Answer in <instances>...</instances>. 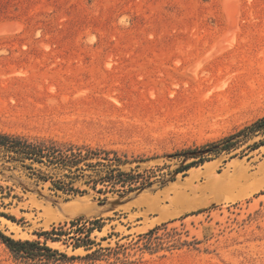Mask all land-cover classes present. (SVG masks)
<instances>
[{"label": "rangeland", "instance_id": "374dc122", "mask_svg": "<svg viewBox=\"0 0 264 264\" xmlns=\"http://www.w3.org/2000/svg\"><path fill=\"white\" fill-rule=\"evenodd\" d=\"M263 115L264 0H0V132L115 151L149 176L99 192L0 153V213L13 217L0 231L72 257L24 259L0 240V264H85L94 249L95 264H264V144L176 171L184 151ZM96 218L92 247L74 248ZM52 227L70 234L45 239Z\"/></svg>", "mask_w": 264, "mask_h": 264}, {"label": "trees", "instance_id": "16d2710c", "mask_svg": "<svg viewBox=\"0 0 264 264\" xmlns=\"http://www.w3.org/2000/svg\"><path fill=\"white\" fill-rule=\"evenodd\" d=\"M264 133V115L251 124L243 126L233 133H230L208 147V152L205 154L194 155L192 152L202 149H193L190 151H184L183 154H191L193 159L187 163H184L176 169L177 172H183L192 166H196L199 163L207 160L206 155H217L221 152L231 153L233 150L246 144L243 150H253L264 144V138L248 143V141ZM0 153L5 162L20 164L21 166L31 169L32 164H43L46 166L56 167L67 173H63L65 176L69 174L75 175L80 173V176H88L89 181H84L93 189H96L97 184H102L108 188L120 187L121 192L133 191L137 188L145 186L149 180V176L144 178L142 174L133 173L132 171H123L120 169V165L125 163V157L121 158L115 151H107L104 149H92L88 146L76 145L71 142L57 141L52 138H40L37 140H29L28 138L16 135L0 132ZM112 153V156H110ZM89 170L90 173H84ZM94 174V175H93ZM94 176V177H93ZM61 189V187H57ZM102 188L96 189L101 192L105 190ZM125 188V189H124ZM119 190V189H115ZM200 210L186 213L182 217H186L190 214H196ZM7 218L13 219L6 213H0ZM101 219L96 218L87 221L88 224H82L81 227H75L73 232L78 235H69L63 229H57L52 227L49 231H42L40 233L45 239L52 241L59 240L60 235H69L74 240L73 247H84L90 249L94 241L90 239V232L94 229H101ZM172 221V220H171ZM163 222L159 226H155L149 229L147 232L140 234L143 239L141 242L147 249L156 248V243L153 242L154 232L160 228H166L168 222ZM77 221L71 220L69 224L75 226ZM0 240L7 246V248L16 256L24 259H45L56 260L57 255H61L64 258L67 257L64 253H58L57 250L52 249L46 242L40 243L35 240H21L14 239L2 231H0ZM101 253L100 249H94L81 257L84 259L85 264H95V261L100 259L97 257Z\"/></svg>", "mask_w": 264, "mask_h": 264}, {"label": "water", "instance_id": "95a60500", "mask_svg": "<svg viewBox=\"0 0 264 264\" xmlns=\"http://www.w3.org/2000/svg\"><path fill=\"white\" fill-rule=\"evenodd\" d=\"M207 152H208L207 149H202V150L194 151V152H192V154H194V155H199V154H205V153H207ZM190 155H191V154H190Z\"/></svg>", "mask_w": 264, "mask_h": 264}]
</instances>
